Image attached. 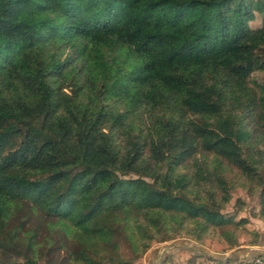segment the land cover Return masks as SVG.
<instances>
[{
  "label": "trees",
  "instance_id": "16d2710c",
  "mask_svg": "<svg viewBox=\"0 0 264 264\" xmlns=\"http://www.w3.org/2000/svg\"><path fill=\"white\" fill-rule=\"evenodd\" d=\"M236 186L264 219V0H0V264L232 248Z\"/></svg>",
  "mask_w": 264,
  "mask_h": 264
},
{
  "label": "rangeland",
  "instance_id": "374dc122",
  "mask_svg": "<svg viewBox=\"0 0 264 264\" xmlns=\"http://www.w3.org/2000/svg\"><path fill=\"white\" fill-rule=\"evenodd\" d=\"M261 20L262 17L256 15L255 20L250 23L256 26ZM258 210L254 195L238 186L231 188L230 198L222 212L225 215L234 216L238 246L229 248L224 238L216 237L205 238L202 245L185 237L172 238L163 242H153L148 250L134 261L140 264H162L167 257L166 264H187L193 254H208L221 259L232 257L240 260L252 258L260 253L264 258V219L257 216ZM254 232L258 233L259 241L251 244ZM124 250L126 256H131L127 249ZM130 258L132 259V256ZM198 261H201V264H207L202 257L198 258ZM259 264L263 263L259 262Z\"/></svg>",
  "mask_w": 264,
  "mask_h": 264
},
{
  "label": "built area",
  "instance_id": "2783aa9c",
  "mask_svg": "<svg viewBox=\"0 0 264 264\" xmlns=\"http://www.w3.org/2000/svg\"><path fill=\"white\" fill-rule=\"evenodd\" d=\"M258 262H260V263H263V264H264V260H260V261L258 260Z\"/></svg>",
  "mask_w": 264,
  "mask_h": 264
}]
</instances>
